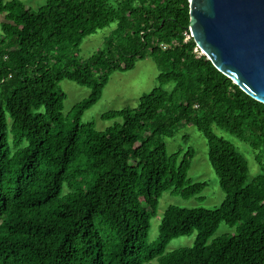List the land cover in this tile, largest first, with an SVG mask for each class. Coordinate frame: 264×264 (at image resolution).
Masks as SVG:
<instances>
[{"label":"trees","instance_id":"1","mask_svg":"<svg viewBox=\"0 0 264 264\" xmlns=\"http://www.w3.org/2000/svg\"><path fill=\"white\" fill-rule=\"evenodd\" d=\"M189 6L46 0L34 10L0 0V264H264V104L184 42ZM112 24L105 48L81 59L82 41ZM147 57L158 86L136 107L105 113L120 120L107 130L83 124L110 75ZM63 80L91 89L68 115ZM189 124L207 141L225 199L214 209L169 206L149 243L164 193L190 199L207 188L188 177L192 148L167 150L165 139ZM213 126L250 145L259 175L250 179L246 158ZM223 223L236 232L210 241ZM195 232L192 247L166 253Z\"/></svg>","mask_w":264,"mask_h":264},{"label":"rangeland","instance_id":"2","mask_svg":"<svg viewBox=\"0 0 264 264\" xmlns=\"http://www.w3.org/2000/svg\"><path fill=\"white\" fill-rule=\"evenodd\" d=\"M10 1V0H5ZM30 5L34 10L44 5L46 0H20ZM5 16L0 15V24ZM116 25L98 30L96 33L87 36L81 43L78 55L81 59H88L97 51L105 48L107 39L111 36ZM203 54L202 51H199ZM160 69L157 63L151 57H147L142 61H138L133 70L127 72L116 71L109 77V81L103 90L101 99L93 107L87 110L83 117L82 123L95 124L98 131H105L111 127L116 120H103L102 116L110 111L121 110L123 108H134L138 105L140 98L150 93L158 86L157 78ZM169 85L167 88H171ZM58 91L65 93L64 114L71 113L73 108L81 101L90 96L91 89L80 86L75 82L63 80L58 84ZM8 124H11L10 117L7 118ZM213 132L224 138L226 141L234 145L237 150L246 158L249 164V175L252 180L261 173V168L256 161V153L249 144L231 135L226 130L217 126L212 127ZM169 154H173L179 149L187 150L192 148L195 153L191 161V168L188 177L193 182L204 181L207 188L203 193L195 198L184 199L181 196L166 192L159 200L157 216L151 219V228L149 231L148 241L152 243L158 240L160 236V223L163 215L169 206H180L187 208L204 207L214 209L221 205L225 199L219 178L213 170L208 160V144L203 134L195 125L189 124L180 127L172 138L165 139ZM236 227H230L227 224H221L217 231L213 234L210 241L222 235L236 232ZM197 233L189 236H182L173 239L166 246V253L182 248H190L194 245ZM209 241V242H210Z\"/></svg>","mask_w":264,"mask_h":264},{"label":"water","instance_id":"3","mask_svg":"<svg viewBox=\"0 0 264 264\" xmlns=\"http://www.w3.org/2000/svg\"><path fill=\"white\" fill-rule=\"evenodd\" d=\"M192 39L214 67L264 104V0H190Z\"/></svg>","mask_w":264,"mask_h":264},{"label":"built area","instance_id":"4","mask_svg":"<svg viewBox=\"0 0 264 264\" xmlns=\"http://www.w3.org/2000/svg\"><path fill=\"white\" fill-rule=\"evenodd\" d=\"M192 38L191 36V33H190V29L188 28L187 32H185V39H184V42H187L189 41L190 39ZM160 47L163 49V50H168V49H171L173 47H176L178 45V42L177 40H172L168 43H165V42H161L160 44ZM200 49L198 47L195 48V52L200 56Z\"/></svg>","mask_w":264,"mask_h":264}]
</instances>
